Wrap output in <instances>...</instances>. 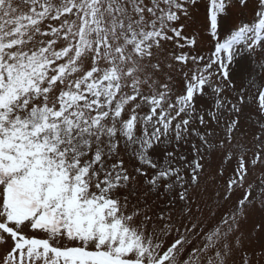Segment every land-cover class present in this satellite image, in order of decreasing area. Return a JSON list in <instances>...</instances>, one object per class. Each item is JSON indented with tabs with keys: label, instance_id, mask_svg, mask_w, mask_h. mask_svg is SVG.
<instances>
[{
	"label": "snow or ice",
	"instance_id": "6c2138e0",
	"mask_svg": "<svg viewBox=\"0 0 264 264\" xmlns=\"http://www.w3.org/2000/svg\"><path fill=\"white\" fill-rule=\"evenodd\" d=\"M0 264H264V0H0Z\"/></svg>",
	"mask_w": 264,
	"mask_h": 264
}]
</instances>
